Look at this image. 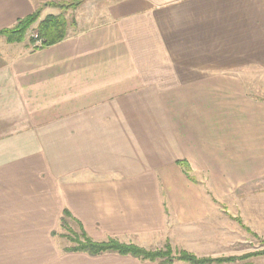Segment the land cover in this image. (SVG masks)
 I'll list each match as a JSON object with an SVG mask.
<instances>
[{
	"label": "crops",
	"instance_id": "1",
	"mask_svg": "<svg viewBox=\"0 0 264 264\" xmlns=\"http://www.w3.org/2000/svg\"><path fill=\"white\" fill-rule=\"evenodd\" d=\"M34 9L0 0V31ZM249 69L264 71V0H114L51 45L0 35V264H157L61 254L64 210L94 241L198 254L216 203L264 200Z\"/></svg>",
	"mask_w": 264,
	"mask_h": 264
},
{
	"label": "rangeland",
	"instance_id": "2",
	"mask_svg": "<svg viewBox=\"0 0 264 264\" xmlns=\"http://www.w3.org/2000/svg\"><path fill=\"white\" fill-rule=\"evenodd\" d=\"M34 1L35 9H39L40 14L47 8L44 16H49L47 13H54L55 15L61 14L64 17L67 35L80 28H86L104 21L107 8L114 0ZM72 2H76V4H69L68 6V3ZM37 22L38 20L26 30L24 36V39L27 38L33 46H37L36 41L39 39L34 38L37 35ZM39 40L43 43V39ZM241 77L249 94L254 98L264 100V71L249 69L242 73ZM253 187L258 189L260 185L255 184ZM261 188L264 189V186H261ZM252 189V186L248 189H243L244 201H240L237 198L234 199V202L221 201L216 203V209L219 211L218 216L214 215L211 218L214 226L205 229L203 248L199 250L198 254L188 249L176 247L169 239H164L157 243L154 248L145 249H164L166 245H169L173 255L184 251L194 255L196 258L209 260L207 264H264V200L263 196H256L257 192L252 191ZM258 199L262 201L260 200L261 202H259ZM244 211L249 214V217H243ZM71 226L76 230L74 223H71ZM59 233L60 229L58 228L57 235ZM56 241L61 254H65L62 248L69 245V243L60 236L56 237ZM174 263L189 264L179 261Z\"/></svg>",
	"mask_w": 264,
	"mask_h": 264
},
{
	"label": "trees",
	"instance_id": "3",
	"mask_svg": "<svg viewBox=\"0 0 264 264\" xmlns=\"http://www.w3.org/2000/svg\"><path fill=\"white\" fill-rule=\"evenodd\" d=\"M69 4L75 5L76 2L68 3V6ZM39 12V9H35L30 15L18 19L12 27L0 31V35L5 37L9 43L22 42L26 30L39 19ZM66 33V20L61 14L49 15L38 23L37 38L43 39L42 45L54 44L64 39ZM71 223L75 224L76 230L72 228ZM58 228L60 233L57 235V230H54L52 236L55 238L60 236L69 243L62 248L65 253L82 252L90 256L114 253L159 264H173L176 261L189 264H207L209 262L207 259L196 258L184 251L173 255L169 245H166L164 249L149 250L132 243H122L113 238H108L105 241H94L88 237L82 225L67 210L62 212Z\"/></svg>",
	"mask_w": 264,
	"mask_h": 264
},
{
	"label": "built area",
	"instance_id": "4",
	"mask_svg": "<svg viewBox=\"0 0 264 264\" xmlns=\"http://www.w3.org/2000/svg\"><path fill=\"white\" fill-rule=\"evenodd\" d=\"M34 38H37V35H35ZM36 45H37V46L42 45V43H41V41H40L39 39L36 41Z\"/></svg>",
	"mask_w": 264,
	"mask_h": 264
}]
</instances>
